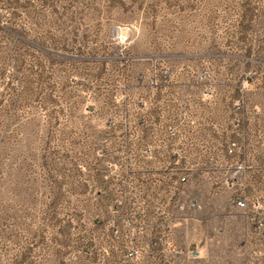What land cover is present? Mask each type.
<instances>
[{
  "label": "rangeland",
  "instance_id": "1",
  "mask_svg": "<svg viewBox=\"0 0 264 264\" xmlns=\"http://www.w3.org/2000/svg\"><path fill=\"white\" fill-rule=\"evenodd\" d=\"M262 114L264 0H0V264H264L215 156Z\"/></svg>",
  "mask_w": 264,
  "mask_h": 264
},
{
  "label": "crops",
  "instance_id": "2",
  "mask_svg": "<svg viewBox=\"0 0 264 264\" xmlns=\"http://www.w3.org/2000/svg\"><path fill=\"white\" fill-rule=\"evenodd\" d=\"M255 124L252 129L255 134H259L261 142L259 141L257 145L255 140L249 148H233L232 153L229 152V148H217L216 170L217 172L225 170V180L230 182L228 186L232 189L231 200L238 198L245 202L244 208L234 207V212L244 221H249L250 233H256L255 236L260 237L264 243V114ZM205 150L206 148L201 149V155L196 156L201 170L204 166L208 169V164L213 161L209 157L205 158ZM138 153L140 158L145 160L146 169L136 173L137 176L151 178L153 181L156 179L159 183L176 175L178 158L181 156L177 148H143V151L140 150ZM165 154L168 158L163 157ZM184 159L188 160L186 157ZM192 162L189 163L190 168L194 166ZM256 222L262 223L258 230Z\"/></svg>",
  "mask_w": 264,
  "mask_h": 264
},
{
  "label": "built area",
  "instance_id": "3",
  "mask_svg": "<svg viewBox=\"0 0 264 264\" xmlns=\"http://www.w3.org/2000/svg\"><path fill=\"white\" fill-rule=\"evenodd\" d=\"M232 147L234 148V144H232ZM233 148H229V152L232 153V149ZM186 182V178L185 177H181L179 178V183L183 184ZM230 203L232 204V206L237 207V208H244L245 207V202L243 200H240L238 198L232 199L230 201ZM262 226L261 222H256V230H258L260 227Z\"/></svg>",
  "mask_w": 264,
  "mask_h": 264
}]
</instances>
